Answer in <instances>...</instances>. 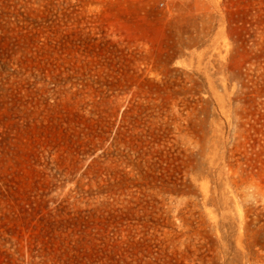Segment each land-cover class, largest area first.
I'll list each match as a JSON object with an SVG mask.
<instances>
[{
    "label": "rangeland",
    "instance_id": "374dc122",
    "mask_svg": "<svg viewBox=\"0 0 264 264\" xmlns=\"http://www.w3.org/2000/svg\"><path fill=\"white\" fill-rule=\"evenodd\" d=\"M0 264H264V0H0Z\"/></svg>",
    "mask_w": 264,
    "mask_h": 264
}]
</instances>
